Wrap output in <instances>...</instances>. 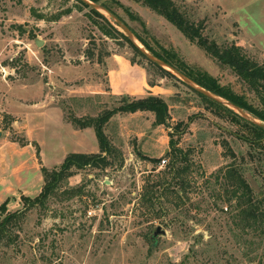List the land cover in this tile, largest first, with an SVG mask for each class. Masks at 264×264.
I'll list each match as a JSON object with an SVG mask.
<instances>
[{
	"label": "rangeland",
	"instance_id": "1",
	"mask_svg": "<svg viewBox=\"0 0 264 264\" xmlns=\"http://www.w3.org/2000/svg\"><path fill=\"white\" fill-rule=\"evenodd\" d=\"M117 1L118 15L156 53L260 108L229 67L165 17L134 0ZM177 2L191 20L206 23L210 40L235 43L264 64V0ZM74 5L0 0V178L12 188L6 194L0 186V223L18 214L2 234L0 264H264V238L242 231L225 196L213 198L223 187L214 174L232 163L264 197V143L249 142L246 127L216 116L180 79H159L153 70L149 79L171 92L160 98L169 106L172 129L158 125L151 111H120L121 97L97 92L108 91L104 72L114 55L131 59L133 50L122 37H106L90 8ZM100 117L109 154L96 137ZM180 122V147L191 150L189 181L184 176L182 185L167 175L162 197L146 202L144 193L171 161L150 160L170 151V133ZM75 153L97 161L72 166L43 196L48 182L42 168L59 171ZM157 227L166 234L154 243Z\"/></svg>",
	"mask_w": 264,
	"mask_h": 264
},
{
	"label": "trees",
	"instance_id": "2",
	"mask_svg": "<svg viewBox=\"0 0 264 264\" xmlns=\"http://www.w3.org/2000/svg\"><path fill=\"white\" fill-rule=\"evenodd\" d=\"M75 5L73 7L82 11L85 8H90L85 5L80 0H74ZM94 3L101 4L111 13L118 15L116 7L120 6V2L117 0H90ZM135 2L141 3L146 7L158 12L160 15L166 18L173 26L182 31L188 38L195 41L197 45L202 48L208 55L214 58L222 66L229 67L236 76L243 81L250 91L255 94L259 101V107L254 106L249 102V100L244 95H239L234 91L220 86L216 81L210 79L209 77L197 73L195 77L189 72L188 68H182L179 64L174 62L171 58L160 55L151 49L150 45L144 41L135 31H131L135 34L138 40L145 46L146 50L151 54L155 55L157 58L167 62L184 75L193 80L200 87L213 92L214 94L231 101L235 105L242 108L246 113L252 116L254 119L264 123V64L259 63L255 59L248 56L245 50L235 44H218L216 41L210 40L205 35L206 23L204 21H193L189 15L183 10L177 0H134ZM72 8L67 12L71 13ZM42 17V16H41ZM40 17V18H41ZM89 17L91 20L99 25V29L102 33L112 39H116L117 36L122 37L127 41L129 47L133 50L134 57L130 59L132 64H138L146 68L148 74L153 70L159 77V79L164 78H175L180 81L171 72L159 67L158 65L150 62L142 54V52L136 48L130 39L121 33L111 22L100 12L90 8ZM95 17L102 19L104 24H99L96 22ZM123 20V19H122ZM124 21V20H123ZM125 22V21H124ZM150 86H156L158 83L149 79ZM197 97L203 101L208 107L214 110L215 115L222 118L228 119L233 123L241 124L246 127L252 136V139H248L251 143L263 144L264 143V128L253 124L252 122L246 120L240 114L234 110L221 105L203 94L191 89ZM121 100L124 102L123 106L119 108L120 111L136 113L138 111H151L154 113L156 118V123L158 125H165L171 128L169 124V106L163 101L160 96L149 95L144 98L135 99L132 96H121ZM73 123V122H72ZM74 124V123H73ZM96 137L99 142V146L103 152L110 153L112 150L107 142L106 136L103 133V118L100 117L96 121ZM78 129H86L91 127L90 124H74ZM184 124L182 122L175 126V130L170 133V151L168 154L163 156L161 159H152L151 162L161 163L162 159L170 158L171 161L164 172L158 175V180L156 184L151 187V189L146 190L144 193V199L146 202L151 203L152 199L159 200L164 193H160L165 190L163 182L167 181V175L171 176L172 180L185 184L184 176L188 178V172L190 170V154L191 150H184L180 147L181 135L184 132ZM229 144L226 143L227 148ZM97 160H94L92 155L85 154H71L67 156L64 165L61 169L53 170L50 172L47 168L43 167L42 171L44 174V179L48 182L43 192V196H47L48 189L56 187L63 176L71 169L72 166L83 167L89 163L95 164ZM219 183L222 184V190L218 194H214V199H222L225 196L224 203L228 205L227 211L231 214L233 221L242 228L243 232H253L258 234L260 237L264 238V197L260 195H255L252 186L243 176L240 169H237L234 163L225 169L218 170L214 174ZM188 180V179H187ZM189 181V180H188ZM163 186V189L160 190ZM160 193V194H159ZM8 202L2 205V210L6 211ZM224 211V208L221 209ZM13 216L7 217L3 222L0 223V241L2 234L5 230L7 224L10 223ZM150 240L156 243V240Z\"/></svg>",
	"mask_w": 264,
	"mask_h": 264
},
{
	"label": "crops",
	"instance_id": "3",
	"mask_svg": "<svg viewBox=\"0 0 264 264\" xmlns=\"http://www.w3.org/2000/svg\"><path fill=\"white\" fill-rule=\"evenodd\" d=\"M108 84V91L97 92L98 95L109 94L116 97L132 96V97H147L149 95L165 97L170 95V90L163 87L158 82L156 86H150L149 74L141 65L132 64L130 59L114 55L111 59L110 67L104 72ZM0 186L2 193H11V187L0 178Z\"/></svg>",
	"mask_w": 264,
	"mask_h": 264
},
{
	"label": "water",
	"instance_id": "4",
	"mask_svg": "<svg viewBox=\"0 0 264 264\" xmlns=\"http://www.w3.org/2000/svg\"><path fill=\"white\" fill-rule=\"evenodd\" d=\"M81 2H83L85 5H87L88 7L100 12V13H105L108 14L117 24V26L123 31V33L130 39V41L132 42V44L138 48L142 54L147 58L148 61L158 65L159 67L171 72L172 74H174L176 77H178V79H180L185 85H187L190 89H193L201 94H203L204 96H206L207 98L221 104L224 105L232 110H234L235 112H237L238 114H240L242 117H244L246 120L252 122L255 125H258L262 128H264V123H262L259 120L254 119L252 116H250L248 113H246L242 108H240L239 106L235 105L234 103H232L229 100H226L216 94H214L213 92H210L202 87H200L199 85H197L193 80H191L189 77H187L186 75H184L182 72H180L179 70H177L176 68H174L173 66H171L170 64H168L167 62L157 58L155 55L151 54L149 51H147L146 49H144L140 43L138 42L137 37L135 36V34L131 31V29L127 26V24L120 19L118 16L114 15L113 13H111L108 9H106L104 6H102L101 4H97L94 3L90 0H80ZM38 46H42L41 42L37 43ZM169 150H167V152L165 153V155L168 153ZM166 231H164L161 227H157L154 231V234L151 236L152 240H157V238L159 236L165 235Z\"/></svg>",
	"mask_w": 264,
	"mask_h": 264
},
{
	"label": "built area",
	"instance_id": "5",
	"mask_svg": "<svg viewBox=\"0 0 264 264\" xmlns=\"http://www.w3.org/2000/svg\"><path fill=\"white\" fill-rule=\"evenodd\" d=\"M161 163L164 165L167 163V160L166 159H162Z\"/></svg>",
	"mask_w": 264,
	"mask_h": 264
}]
</instances>
